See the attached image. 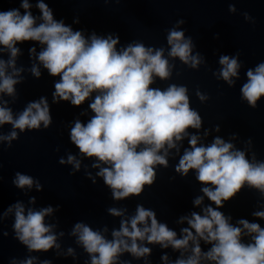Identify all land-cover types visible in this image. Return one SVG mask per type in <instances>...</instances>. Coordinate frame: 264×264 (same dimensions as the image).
Segmentation results:
<instances>
[{
  "label": "clouds",
  "instance_id": "clouds-1",
  "mask_svg": "<svg viewBox=\"0 0 264 264\" xmlns=\"http://www.w3.org/2000/svg\"><path fill=\"white\" fill-rule=\"evenodd\" d=\"M4 3H16V0H0V51L7 49L10 54L7 61L0 59V93L18 98L15 85L23 82L20 76L23 69L15 66L20 52L16 45L26 41L38 42L44 47L38 54L35 47H30V54H35L38 61L30 71L39 79L38 65H42L49 76L58 77L53 85L52 104L68 102L78 108L91 100L87 107L93 115L87 123L79 119L74 121L69 140L83 157L94 159L91 167L99 169L96 176L103 179L114 200L142 195L145 185L151 186L156 180V166L168 167V150L176 148L179 151L177 142L188 137V147L174 170L181 177H186L190 170L194 171L196 181L203 185L200 189L203 195L193 200L194 206L201 205L204 197L210 202L201 210L203 214L192 212L190 217H180L179 222L187 221L188 224L181 229L180 238L166 223L158 221L155 210L146 209L142 204H137L134 216L121 219L119 229H113L110 240L101 231L76 223L71 234L77 236V243L89 254L91 264H117L124 252L136 258L148 256L151 249L138 241L158 244L163 249L170 246L173 250H182L173 264H201V261L264 264V228L247 219L237 220L239 226H236L229 222L231 216L220 210L245 185L264 195V161H257L255 153L249 160L244 151L235 149L231 142H225L219 136L207 146H198L200 137L189 134L187 129H200L202 118L190 107L187 86L170 84L164 90L151 87L155 78L167 80L172 75L174 65L165 57L164 48L146 47L141 41H132L118 50V34L115 38L113 34L105 38L93 32L85 38L82 30L74 31L63 19H54L52 9L43 0H37L35 5L41 23H37V17L32 14L29 0H19V7L7 10H3ZM228 10L235 12L234 4L230 3ZM244 15L248 17V13ZM73 23H79V19L75 18ZM183 23L184 20L176 22L177 25ZM166 39L170 46L168 57L179 58L192 69H198L204 62L199 52L193 54L195 44L191 36L185 37L183 30L175 26L168 29ZM238 56L239 53L232 57L220 55L221 68L218 76L215 72L213 76L232 86V77H238L241 67ZM9 68L12 69L10 73ZM246 77L247 82L240 92L248 105L255 109L257 101L264 97V62L254 70L249 68ZM196 96L202 103L210 98L199 89ZM7 104L8 101L0 98V105H5L0 106V125L12 126V131L0 136V140H7L9 148L13 140L19 139L20 133L41 131V124L46 130L52 124L51 106L46 96L28 101L15 118ZM214 130L219 131L220 126L215 125ZM204 135L207 136L208 132L205 131ZM58 163L73 165V172L69 175L81 167V161L72 154H68L66 161L59 158ZM86 176L96 183L90 173ZM33 183L31 176L19 172L13 180L19 189H31ZM35 186L37 191L43 190L39 181ZM59 207L57 205L56 209ZM13 210L15 238L29 251L59 248L57 237L52 233L54 225L45 223V217L54 211L51 206L38 211L29 208L25 214L23 204L17 202L9 206L5 215ZM107 212L111 216L124 214L123 209L115 207L108 208ZM252 215L264 220V211H255ZM3 235L7 236V232ZM242 235L249 237L250 242H242ZM200 241L211 245L207 252L202 251ZM189 251L185 257L184 253ZM72 253L73 249L69 248L68 254ZM34 259L29 258L22 264H33ZM161 259L167 261L168 256L165 254ZM42 264H50V261L44 260Z\"/></svg>",
  "mask_w": 264,
  "mask_h": 264
},
{
  "label": "water",
  "instance_id": "water-1",
  "mask_svg": "<svg viewBox=\"0 0 264 264\" xmlns=\"http://www.w3.org/2000/svg\"><path fill=\"white\" fill-rule=\"evenodd\" d=\"M53 11L56 20L63 19L66 25L75 30H82L85 38L93 32L98 36L107 37L118 34L120 42L117 45L127 46L132 41H141L146 47L164 48V55L173 64L172 75L167 80L155 78L151 87L164 90L170 84L186 85L190 107L197 110L202 118L200 129H187L189 134L200 137L198 146H207L219 136L225 142H231L235 149L245 152L251 160L253 153L257 161H264V97L257 101L253 109L242 98L240 89L247 82L246 71L255 69L264 62V0H43ZM32 14L37 17L40 12L36 8L37 0H29ZM234 4L236 11L229 12V4ZM19 7L16 3H4L3 10ZM21 12L23 10L21 9ZM244 13H248L246 18ZM75 18L79 23H73ZM178 20L185 23L177 25ZM183 30L185 37H192L195 47L193 54L199 52L204 58L198 69L184 65L179 58L168 57L170 46L167 44V30L172 27ZM20 52L16 57L15 66L23 69L20 76L23 82L15 85L18 98L0 93V98L8 101L6 107L12 110L15 118L26 106L28 101L38 100L46 96L51 106L52 124L46 130L41 124V131L20 133L18 140L7 147V140H0V264H22L23 261L35 257L33 264H42L44 260L50 264H91L89 254L83 246L77 243V236L72 235V229L78 222L84 223L94 231H101L107 239H111L113 229L118 230L121 219H129L135 215L137 204L156 212L158 221L181 237V229L188 227L187 221L179 222L180 217L189 216L192 212L202 213V209L210 202L207 197L201 205L194 206L193 200L202 196L201 185L195 179V172L190 170L186 177H181L174 168L180 156L188 147V137L177 142L176 148L168 150V167L156 166V180L153 185H145L140 196H132L122 200H114L111 190L104 185L103 179L96 176L99 169L92 168L94 159L85 158L74 145L70 143L69 132L76 119L87 123L93 113L87 105L89 99L80 107H73L68 102L52 104L54 82L58 77H51L42 65H38L41 77L36 79L31 74L33 64H38L35 54H30V47L36 48V53L44 47L35 41H26L16 45ZM2 48V46H0ZM241 67L238 77H232L234 84L229 86L223 79H217L213 72L219 74L220 55L235 56ZM7 49L0 51V59H9ZM10 73L12 69H7ZM208 94L209 100L203 103L197 98L196 91ZM5 106V105H0ZM81 112L84 114L81 115ZM220 130L215 131L214 126ZM12 131L11 124L0 125V136H6ZM19 132V130H16ZM205 131L208 135L205 136ZM59 149L56 151V149ZM68 154L75 155L81 161L79 171L73 172V165L58 163L59 158L67 160ZM104 165H101L103 167ZM28 175L33 178L31 189H19L13 184L15 174ZM90 173L92 180L86 176ZM174 178V179H173ZM43 185L42 191H37L35 182ZM34 199L33 203L30 200ZM20 202L25 208L38 211L51 206L54 211L45 217V223L54 225L52 233L56 235V244L47 251H29L27 246L15 238L13 224L14 210L8 212L9 206ZM59 205V209L56 206ZM115 207L123 209V216H111L107 209ZM231 216L230 223L236 225L237 220L247 219L257 222L264 228V220L252 215L255 211H264V195L257 189L245 185L232 199L224 203L220 209ZM239 226V225H236ZM107 231H104V229ZM7 232V236L3 233ZM63 233V235H60ZM244 243L250 242L247 236L241 237ZM143 243L151 249L146 257H133L131 253L120 255L117 264L127 261L128 264H173L180 257V251L170 246L163 249L158 244ZM201 249L207 252L211 245L200 241ZM191 247V242H189ZM73 249L71 255L68 249ZM168 260L161 259L163 255ZM190 254L185 252L184 256ZM201 264H213L201 261Z\"/></svg>",
  "mask_w": 264,
  "mask_h": 264
}]
</instances>
